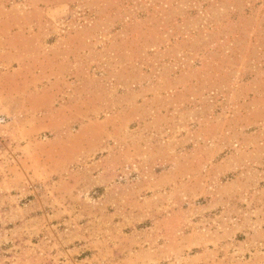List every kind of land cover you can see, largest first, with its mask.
Instances as JSON below:
<instances>
[{"label": "rangeland", "instance_id": "obj_1", "mask_svg": "<svg viewBox=\"0 0 264 264\" xmlns=\"http://www.w3.org/2000/svg\"><path fill=\"white\" fill-rule=\"evenodd\" d=\"M0 264H264V0H0Z\"/></svg>", "mask_w": 264, "mask_h": 264}]
</instances>
